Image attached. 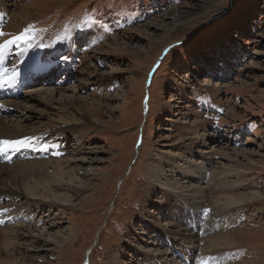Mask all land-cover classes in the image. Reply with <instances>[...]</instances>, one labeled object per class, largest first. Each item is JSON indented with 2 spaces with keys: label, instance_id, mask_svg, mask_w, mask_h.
I'll return each mask as SVG.
<instances>
[{
  "label": "rangeland",
  "instance_id": "rangeland-1",
  "mask_svg": "<svg viewBox=\"0 0 264 264\" xmlns=\"http://www.w3.org/2000/svg\"><path fill=\"white\" fill-rule=\"evenodd\" d=\"M0 4V31L8 34L0 43L33 24L32 43L40 45L22 54L13 46L9 71L26 69L34 57L68 69L59 83L40 81L18 99H0V124L30 134L33 123L76 108L95 112L65 131L38 132L37 144L57 143V152L52 147L42 158L32 153L37 147L24 148L31 159H20L22 149L0 168L77 159L89 149L97 159L74 166L87 186L72 190L71 207L2 200L9 215L1 217L0 241L19 236L8 238L13 253L1 250L0 264H264V199L222 212L213 202L264 191V0ZM15 12L22 20H12ZM200 157L210 159L204 179L174 178L205 195L196 218L155 181L153 165L161 159L185 167ZM16 213L24 219L12 221ZM222 237L235 244L226 248Z\"/></svg>",
  "mask_w": 264,
  "mask_h": 264
},
{
  "label": "bare ground",
  "instance_id": "bare-ground-1",
  "mask_svg": "<svg viewBox=\"0 0 264 264\" xmlns=\"http://www.w3.org/2000/svg\"><path fill=\"white\" fill-rule=\"evenodd\" d=\"M5 10L3 6L0 4V16L3 17L5 15ZM13 15V13H11ZM11 15V16H12ZM14 19L12 20H22V15L15 12L13 15ZM6 54V53H5ZM4 54V55H5ZM29 58L28 60H30ZM48 59V58H46ZM3 62V59H0V63ZM38 64L46 65L47 60L45 58H38L34 57L30 63H26L27 68L22 70L19 76L22 75V81H25V77L29 74L34 75L33 69L38 66ZM45 67V66H44ZM41 90V88H40ZM28 94V93H27ZM53 95V94H52ZM49 97V96H48ZM53 97V96H52ZM51 100V99H50ZM50 102V101H49ZM11 109H19V107L15 105H10ZM95 112L91 110L89 107L86 110L82 108H76L74 110V114H70L67 116L66 114L58 115L56 119L53 121H49L48 123L42 125H35L32 124V133L30 134H22L21 132L25 129L20 126H13L11 124L3 125L0 124V140H22L25 142L26 147H22L19 150H10L6 154H0V159L3 161H10L14 159H18L22 156L20 150L24 148H36L34 153L36 156L44 157L49 153V150L53 147L54 151L57 152L59 144L55 143V140H52L55 144H50L51 141L48 143L42 141L37 144V135L41 134L42 128L51 129V131H65V127L70 126H77L79 124H83L84 118L86 115L92 116ZM5 123V122H4ZM48 132V131H47ZM37 133V134H35ZM46 133V132H44ZM62 147V146H61ZM33 151V150H32ZM83 154L79 156L77 159H72L68 156L64 158H60L58 160H40L37 163L30 162L29 166H22V164L17 163L16 165H10L5 168H0V218L9 215V208L4 206L2 200L12 201L15 202L16 200L23 199L26 205L31 204L33 201L41 202L42 204L47 205H62V207L73 206V199L74 194H72V190H79L80 188L83 190L86 188L87 184L82 178L84 176V172L79 175L78 170L74 167L75 165L77 168L79 166H84L86 164H91L93 161L97 160L93 155V150L89 149L86 151H82ZM29 154L30 151H29ZM33 154V157L35 155ZM23 157L24 159H31L30 155L23 150ZM32 155V154H31ZM64 155V154H63ZM30 156V157H29ZM224 159H226L223 156ZM22 159V157L20 158ZM41 159V158H38ZM202 161H192L188 160L185 161L186 166L183 167L182 165H176L175 162L164 161L161 159H155L156 164L153 165L155 169V181L160 183L161 186H164L166 189L169 190L170 193L176 198H181L180 201H184L188 207H191L195 213L199 210L198 205L202 202L205 195L201 193L200 190L195 189H188L185 190L184 187L177 182L174 178L176 176L184 177V179H194L199 178V180L204 179L206 175V166L210 164V159H206L200 157ZM228 159V158H227ZM231 159V158H230ZM11 161V162H12ZM3 164V163H2ZM5 164V162H4ZM191 168L194 170L191 171ZM165 169H169L171 172L170 175L165 173ZM176 169V170H175ZM79 170H82L81 167ZM227 172L224 171L226 177H228ZM231 173V172H229ZM223 175V176H224ZM23 181H19V179ZM55 186V188H53ZM56 190L60 191L57 192ZM77 192V191H76ZM253 198V199H252ZM264 199V191L262 192H249L240 194L237 196L233 195H218L213 199L215 204L216 210L222 212L226 210L227 207L235 206L247 202L248 200H259ZM6 210V211H5ZM1 218L0 220H2ZM24 215L21 213H16L14 217L15 220H23ZM4 234V233H3ZM7 234V235H6ZM3 235V240L0 241V251H6L9 256H12V251H9L11 248L13 237H18V234H14L13 236H8V233ZM176 237V236H175ZM178 237V235H177ZM10 240H9V239ZM225 240V247H231L234 245V241L231 240L229 242V237H222ZM138 256V255H137ZM154 258V257H153ZM164 258V257H163ZM155 260V259H154ZM149 261V260H148ZM156 263V262H155ZM3 264H10V263H3ZM12 264V263H11ZM24 264V263H23Z\"/></svg>",
  "mask_w": 264,
  "mask_h": 264
},
{
  "label": "snow or ice",
  "instance_id": "snow-or-ice-1",
  "mask_svg": "<svg viewBox=\"0 0 264 264\" xmlns=\"http://www.w3.org/2000/svg\"><path fill=\"white\" fill-rule=\"evenodd\" d=\"M36 34L37 29L35 28V25L29 24L20 33L11 35L10 38L5 39L2 43H0V59H2L4 54L10 51L13 46H15L17 49H20L21 54L28 48L40 46L33 45L32 43L36 37ZM5 35L8 34L0 31V37ZM22 45L24 47H22ZM19 75L20 72L15 67H13L11 71H9L7 68H0V88L11 87L14 85ZM26 146L28 145H26L22 140H0V154H6L10 150H19L20 148ZM201 264H208V262L207 260H202Z\"/></svg>",
  "mask_w": 264,
  "mask_h": 264
}]
</instances>
